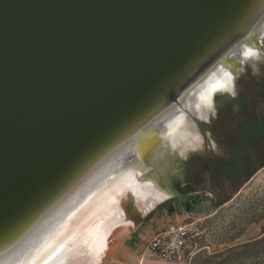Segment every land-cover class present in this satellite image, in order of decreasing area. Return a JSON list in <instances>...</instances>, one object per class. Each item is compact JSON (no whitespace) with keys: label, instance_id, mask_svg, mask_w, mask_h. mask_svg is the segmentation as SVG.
Here are the masks:
<instances>
[{"label":"water","instance_id":"obj_1","mask_svg":"<svg viewBox=\"0 0 264 264\" xmlns=\"http://www.w3.org/2000/svg\"><path fill=\"white\" fill-rule=\"evenodd\" d=\"M258 11L264 23V0H0V243L104 136L129 138L170 195L178 155L148 116L207 53L237 74L226 46L259 48Z\"/></svg>","mask_w":264,"mask_h":264},{"label":"rangeland","instance_id":"obj_2","mask_svg":"<svg viewBox=\"0 0 264 264\" xmlns=\"http://www.w3.org/2000/svg\"><path fill=\"white\" fill-rule=\"evenodd\" d=\"M258 40V52L244 57L233 76L232 90L214 97L207 119H196L199 136L175 148L176 168L166 175L169 197L143 214L124 205L128 222L112 223L73 264H139L143 222L162 217L177 225L196 220L197 248H205L189 255L191 264L214 253L224 254L207 264L224 257L222 264H261L262 253L254 250L249 258L244 252L264 229V36Z\"/></svg>","mask_w":264,"mask_h":264},{"label":"bare ground","instance_id":"obj_3","mask_svg":"<svg viewBox=\"0 0 264 264\" xmlns=\"http://www.w3.org/2000/svg\"><path fill=\"white\" fill-rule=\"evenodd\" d=\"M259 11L247 24L250 32L262 36ZM234 49L242 59L259 50L232 37L226 51L231 55ZM202 58L196 68L170 83L172 97L162 95L148 116L157 122L151 132L161 133L174 149L188 136H199L192 117L207 119L214 97L232 90L233 75L222 58L217 53ZM112 136L102 137L97 147L81 154L49 196L37 202L34 211L0 243V264H73L77 255L82 258L91 251L90 243L96 246L102 241L103 231L112 223L128 222L124 205L131 203L143 214L169 197L147 176L149 168L141 163L129 138Z\"/></svg>","mask_w":264,"mask_h":264},{"label":"built area","instance_id":"obj_4","mask_svg":"<svg viewBox=\"0 0 264 264\" xmlns=\"http://www.w3.org/2000/svg\"><path fill=\"white\" fill-rule=\"evenodd\" d=\"M199 229L196 220L184 225H175L159 231L144 245V254L139 264H146L145 258L159 264H191V253L205 247H198ZM208 247V246H207Z\"/></svg>","mask_w":264,"mask_h":264},{"label":"crops","instance_id":"obj_5","mask_svg":"<svg viewBox=\"0 0 264 264\" xmlns=\"http://www.w3.org/2000/svg\"><path fill=\"white\" fill-rule=\"evenodd\" d=\"M169 220L165 218H159L158 220L149 219L147 222H143L142 229L143 236L140 241L147 242L150 238H152L155 234L159 233V231H163L169 227H172L177 224H169ZM163 228V229H162Z\"/></svg>","mask_w":264,"mask_h":264},{"label":"trees","instance_id":"obj_6","mask_svg":"<svg viewBox=\"0 0 264 264\" xmlns=\"http://www.w3.org/2000/svg\"><path fill=\"white\" fill-rule=\"evenodd\" d=\"M187 207L189 209V206H187ZM246 248H247V250H245L244 252H246V256L247 257L251 258L253 256V252L255 250V252L258 251L259 253H262L263 258H264V229H263L262 233L260 234V238L259 239H256V240H253V242L249 243L246 246ZM223 254L224 253H214V254H211V255H209L207 257V261H211L210 259H213V258L222 257ZM224 259H226V258L224 257L223 260ZM223 260L222 261H218V263H212L211 262V264H222ZM207 261H204L203 264H207ZM261 264H264V260L261 262Z\"/></svg>","mask_w":264,"mask_h":264}]
</instances>
